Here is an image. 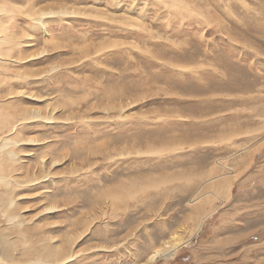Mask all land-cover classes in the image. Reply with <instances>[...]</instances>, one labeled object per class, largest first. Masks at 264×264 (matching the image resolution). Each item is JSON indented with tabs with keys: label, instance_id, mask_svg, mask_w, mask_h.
Instances as JSON below:
<instances>
[{
	"label": "rangeland",
	"instance_id": "obj_1",
	"mask_svg": "<svg viewBox=\"0 0 264 264\" xmlns=\"http://www.w3.org/2000/svg\"><path fill=\"white\" fill-rule=\"evenodd\" d=\"M0 58V264H264V0H0Z\"/></svg>",
	"mask_w": 264,
	"mask_h": 264
},
{
	"label": "bare ground",
	"instance_id": "obj_2",
	"mask_svg": "<svg viewBox=\"0 0 264 264\" xmlns=\"http://www.w3.org/2000/svg\"><path fill=\"white\" fill-rule=\"evenodd\" d=\"M1 148H2V146H1ZM179 245H180V243L179 244H175L173 246H169V245L165 244L166 247H164L163 249H159V250L155 251L154 256H152L150 258V260L148 261V264H155L161 258H171V257H173L174 254H175V251H176L177 247H179Z\"/></svg>",
	"mask_w": 264,
	"mask_h": 264
}]
</instances>
